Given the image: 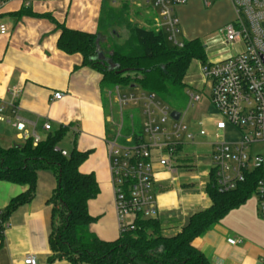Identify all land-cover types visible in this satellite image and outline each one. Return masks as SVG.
Instances as JSON below:
<instances>
[{"label":"crops","instance_id":"obj_1","mask_svg":"<svg viewBox=\"0 0 264 264\" xmlns=\"http://www.w3.org/2000/svg\"><path fill=\"white\" fill-rule=\"evenodd\" d=\"M214 1L206 5L203 0H189L175 7L181 41L185 40V7L188 4L211 7ZM214 4L229 7L227 14L222 15L221 26L234 19L230 0H217ZM109 6L103 0H31L28 5L21 0L6 2L0 11V20L9 29L7 34H0V102H9L11 90H19L16 102L27 125L26 132H20L12 123L0 121V144L4 147L20 145L33 130L43 138L48 133L43 127L45 121L52 129L70 125L66 135L69 146L64 145V150L69 152L75 144L79 150L89 152L80 170L93 172L100 188L99 194L88 202L89 213L95 219L90 229L99 238L112 241L119 238L121 232L108 159L110 124L101 87L102 74L91 65H83L81 54H67L57 46L60 35L57 23L96 33L99 20ZM142 6L156 23L157 10ZM22 10L26 13L19 15ZM193 38L196 37L189 39ZM55 92L64 95L55 99ZM211 125L215 132V126ZM213 140H196L195 144L184 145L174 171L156 166L152 190L163 234H176L193 213L212 204L206 186L210 180ZM193 146L201 149L200 157L190 150ZM56 187L57 176L53 171L37 172L35 196L17 207L7 220L4 239L0 241V264H24L29 254L35 255L39 264H71L68 260L48 261L53 253L49 242L53 209L49 199ZM26 190L27 186L0 180V212L12 198ZM260 202V197L253 195L197 236L193 245L214 264H264V218L260 216ZM228 238L239 242L232 245Z\"/></svg>","mask_w":264,"mask_h":264},{"label":"trees","instance_id":"obj_2","mask_svg":"<svg viewBox=\"0 0 264 264\" xmlns=\"http://www.w3.org/2000/svg\"><path fill=\"white\" fill-rule=\"evenodd\" d=\"M105 2L110 6L103 12L96 33L57 23L60 29L58 48L67 54H81L83 65L98 69L102 74L103 93L105 88L115 85L129 91L138 87L155 92L173 109L184 108L185 92L189 88L185 76L192 60L197 59L203 64L207 62L205 44L196 37L183 40L182 46L169 45L164 29L143 27L129 20V2H123L119 7ZM23 13L26 10L18 14ZM116 25L125 26L129 36L122 42H104L102 33ZM100 51L111 60L114 68L101 63L98 58ZM127 119L131 122L129 115ZM136 125L139 127V124ZM70 129V125L51 128L37 143L33 137H28L20 145L4 147L0 144V180L27 186L23 194L12 198L0 212V241L4 239L11 213L35 196L37 172L48 169L57 176V187L49 199L53 209L49 238L53 253L49 262L214 264L193 245V240L231 210L243 205L253 195H258V182L264 176L263 164L261 168L248 173L245 181L234 190L221 192L216 186L214 174L210 172L206 191L212 204L193 213L179 232L165 235L157 217L138 215L134 219V229L121 233L116 240L107 241L90 229L95 219L89 213L88 202L99 194L100 188L93 172L80 170L89 152L79 150L74 144L66 155L62 153L64 149L60 144ZM129 130L128 127L126 132Z\"/></svg>","mask_w":264,"mask_h":264},{"label":"built area","instance_id":"obj_3","mask_svg":"<svg viewBox=\"0 0 264 264\" xmlns=\"http://www.w3.org/2000/svg\"><path fill=\"white\" fill-rule=\"evenodd\" d=\"M9 0H0V11ZM26 5L31 0H21ZM105 1V0H103ZM113 4L149 5L158 12L156 30L164 29L168 39L175 46H182L179 39V21L175 7L189 0H106ZM210 5L214 0H203ZM235 17L220 27L224 41L240 45L235 54L202 65V75L210 83L209 103L220 116L213 118L215 137L211 146V172L219 191L234 190L245 181L248 173L264 164V151L253 153L255 144L264 143V0H230ZM9 31L6 23L0 20V34ZM135 89H138L136 87ZM9 102H0V121L12 123L20 132H26L27 120L19 114L16 98L20 91L10 92ZM188 107H193L202 99L199 91L189 87ZM62 92H55L53 98L61 99ZM115 100L120 115L126 106L138 109L141 115L140 131L134 122V113H129V132L124 134V123L111 119L110 134L107 138L108 159L117 222L121 233L134 229V219L140 215L156 218L158 208L152 186L156 166L169 171L175 170L178 156L185 145L195 144V133L185 123V110H177L175 118L171 108L155 92L139 89L138 92L115 88ZM187 107V108H188ZM200 136H207L204 123L199 121ZM43 127L52 128L48 121ZM232 128L238 137L228 140L225 133ZM37 143L41 138L33 130L27 135ZM67 154L65 150L62 151ZM261 212L264 215V176L258 182ZM235 245L239 240L228 238ZM24 264H39L33 254H29Z\"/></svg>","mask_w":264,"mask_h":264},{"label":"rangeland","instance_id":"obj_4","mask_svg":"<svg viewBox=\"0 0 264 264\" xmlns=\"http://www.w3.org/2000/svg\"><path fill=\"white\" fill-rule=\"evenodd\" d=\"M217 0L214 1L216 3ZM213 5L211 7H206L200 4H188L185 7V40L190 37H198L206 46V56L208 61H216L221 57L234 54L238 45L229 44L224 41L223 34L219 31L221 27L222 15L227 14L229 11L228 5ZM234 16V13L231 14ZM129 20L137 23L140 26L155 29V20L149 17V11L143 9L142 4H129ZM148 18L150 21L144 22V19ZM181 28V26H180ZM105 41L111 42H122L129 36V31L125 26H113L102 33ZM168 37V35H167ZM167 43L172 45L169 39ZM202 65L203 63L197 59L191 61L189 68L185 76V82L188 87L196 89L200 92L202 99L197 102L193 107H188L189 98L185 92V107L182 108L186 111L185 123L189 126L191 132L195 133L196 140L199 142H206L210 139H214L215 132L213 131V126L211 125V120L213 118L220 117L209 104V94H210V83L202 75ZM115 85L109 89L105 88L104 98H105V109L107 116L113 125V121L116 123L123 122L124 129L123 133L126 134V129L129 127L130 120L128 121V115L134 113V122L139 124L141 122V115L138 109L132 108L131 106H126L124 109V115H120L118 106L115 100ZM125 91V88H122ZM139 89H134L133 91L138 92ZM188 107V108H187ZM181 109V110H182ZM199 121L204 123L205 128L210 132L209 138L207 136H200L198 131L200 129ZM126 132V133H125ZM225 137L228 140L235 139L238 134L232 129L228 128L225 133ZM67 143V144H66ZM66 145L69 146V138L66 137L62 143L61 147ZM65 146V147H66ZM64 149V147H63ZM197 153V157H200V148L190 149ZM264 151V143L255 144L252 148L253 153H262ZM211 160V158H210ZM185 173V171L181 170ZM179 171V173L181 172ZM194 172V171H191ZM264 218V215H260Z\"/></svg>","mask_w":264,"mask_h":264},{"label":"water","instance_id":"obj_5","mask_svg":"<svg viewBox=\"0 0 264 264\" xmlns=\"http://www.w3.org/2000/svg\"><path fill=\"white\" fill-rule=\"evenodd\" d=\"M98 58L100 59L102 64H107L108 67H113V68L115 67V65L111 62V60L109 58L105 57L101 51L98 53ZM263 60H264V57H263ZM172 115L175 118H178L179 112L177 110H174L172 112Z\"/></svg>","mask_w":264,"mask_h":264}]
</instances>
